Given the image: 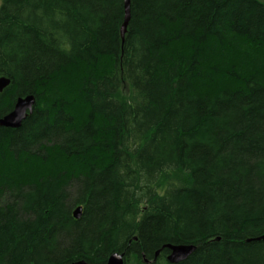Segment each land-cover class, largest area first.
Listing matches in <instances>:
<instances>
[{"label": "trees", "instance_id": "obj_1", "mask_svg": "<svg viewBox=\"0 0 264 264\" xmlns=\"http://www.w3.org/2000/svg\"><path fill=\"white\" fill-rule=\"evenodd\" d=\"M123 17V0H0V119L35 98L0 128V264H169L165 245L264 264V58L242 50L264 55V0H130L122 40ZM235 45L247 61L208 62Z\"/></svg>", "mask_w": 264, "mask_h": 264}, {"label": "water", "instance_id": "obj_2", "mask_svg": "<svg viewBox=\"0 0 264 264\" xmlns=\"http://www.w3.org/2000/svg\"><path fill=\"white\" fill-rule=\"evenodd\" d=\"M124 17L120 28V35L122 40L124 39L128 23L130 21V0H123ZM10 81L7 78L0 77V92L8 87ZM35 105V98L32 95L24 98H18L15 101L13 109L10 113L0 119V128L19 129L22 122L32 113V109ZM82 208L77 207L72 215L75 220H79L81 217ZM162 249L168 250L166 261L169 264H180L190 257L195 251L194 246L184 245H165ZM159 251L155 253V259L157 258ZM147 262V261H146ZM77 264H87L85 262H79ZM107 264H124V254H112L107 260Z\"/></svg>", "mask_w": 264, "mask_h": 264}, {"label": "rangeland", "instance_id": "obj_3", "mask_svg": "<svg viewBox=\"0 0 264 264\" xmlns=\"http://www.w3.org/2000/svg\"><path fill=\"white\" fill-rule=\"evenodd\" d=\"M236 46L237 45L233 46V48L232 47L231 48H227L226 47V48H222V49H220V48H218V49L217 48H214L210 53H208V57H207L208 62H211V64H213V63L214 64H219L220 66H224V67L228 68V67L231 66V63L236 62L240 56L243 57V60L244 61H247L248 58H250V57H248V58L245 57L243 55L245 53L239 54V53L234 52L236 50L235 49ZM253 49L254 48H252L250 46H245V47H243L242 50L244 52L250 54V56L251 55L252 56L255 55L259 60L262 59V58H264L263 57L264 56L263 54L257 53V50L258 49H256V52H254ZM187 50H189V49L188 48L186 49L185 43H180V44L179 43H176L171 48V52L175 56L181 54V52H184V51L186 52ZM263 52H264V50H263ZM252 64H253L252 65L253 67L248 66V64H243V68L248 71V70H254L257 67H259V64L256 65V66H254L256 64L255 62H253ZM260 67H264V59L261 61ZM208 86L210 87V84ZM78 120H79V116H77V115L74 116L73 115V122H72V124L73 125L78 124L79 123ZM46 162H47V160H45V161L44 160L36 161L33 164L32 170L29 171V174H28L29 176L27 178H38L44 172H48L49 170H51L52 167L46 165ZM62 164L65 167H70L74 163L68 164L66 161H62ZM30 175H33V176H30Z\"/></svg>", "mask_w": 264, "mask_h": 264}, {"label": "bare ground", "instance_id": "obj_4", "mask_svg": "<svg viewBox=\"0 0 264 264\" xmlns=\"http://www.w3.org/2000/svg\"><path fill=\"white\" fill-rule=\"evenodd\" d=\"M233 37H234V35H233ZM83 118V117H82ZM82 121V120H81ZM146 260V259H145ZM82 262V261H81ZM146 262V261H145ZM146 263H148V261L146 262Z\"/></svg>", "mask_w": 264, "mask_h": 264}]
</instances>
